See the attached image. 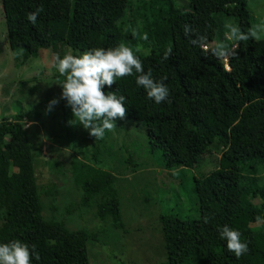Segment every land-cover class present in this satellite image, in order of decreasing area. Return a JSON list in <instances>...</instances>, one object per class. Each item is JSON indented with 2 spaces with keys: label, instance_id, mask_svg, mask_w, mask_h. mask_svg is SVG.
I'll return each mask as SVG.
<instances>
[{
  "label": "trees",
  "instance_id": "1",
  "mask_svg": "<svg viewBox=\"0 0 264 264\" xmlns=\"http://www.w3.org/2000/svg\"><path fill=\"white\" fill-rule=\"evenodd\" d=\"M186 1L187 9L180 11L172 0H146L141 12L136 9L133 14L130 0H0V6L16 62L35 58L39 50L62 57L65 49L75 55L125 43L142 60L145 72L152 70L156 79L167 76L170 96L159 104L137 86L135 74L104 88L105 93L117 91L127 98L124 120L142 127L156 168L190 169L210 146L221 148L216 169L201 179L192 178L185 194L197 216L182 217L171 210L159 216L164 264H191L192 259L201 264H264V223L256 230L247 227L258 216L264 219V186L255 179L257 167L264 164V38L240 42L238 55L223 64L191 41L205 33L209 44L223 40L225 18L247 31L251 18L246 0ZM37 8L43 11L32 24L27 14ZM125 15L131 17V29L138 15L140 30L123 32ZM186 25L191 29L188 35ZM168 48L171 56L161 62ZM55 78L58 83L64 79L59 73ZM58 91L60 97V87ZM60 110L66 135L72 137L80 127L98 164V139L73 118L66 101L60 100ZM15 117L0 122V243L19 239L34 244L40 260L33 257L32 264H88L86 242L92 235L67 231L41 217L31 146L21 115ZM75 174L81 204L102 193L96 216L109 217L111 225L121 229L119 201L111 190L114 177L85 163L76 165ZM181 188L180 181L179 192ZM251 198L259 199L260 207ZM171 199L175 206L182 203L178 193ZM205 216L210 217L208 223ZM225 225L238 230L248 244L249 251L239 258L220 236Z\"/></svg>",
  "mask_w": 264,
  "mask_h": 264
},
{
  "label": "rangeland",
  "instance_id": "2",
  "mask_svg": "<svg viewBox=\"0 0 264 264\" xmlns=\"http://www.w3.org/2000/svg\"><path fill=\"white\" fill-rule=\"evenodd\" d=\"M145 1L130 0L131 13L143 9ZM172 1L178 10L187 9L186 0ZM246 7L251 27L264 20V0H246ZM137 16L135 29H131V17L125 15L121 30L132 34L140 30ZM224 21L236 25L233 19ZM212 46L214 43L209 44ZM138 49L142 54L147 53L141 47ZM69 51L65 49V54ZM58 73L49 49L39 50L35 58L24 63L13 60L0 6V122L13 120L17 115L22 117L20 124L31 146L42 219L60 223L67 231L84 230L92 235L86 242L88 264H164L159 216L171 210L182 217H195V206L185 194L192 178L201 179L216 169L221 148L210 146L209 152L200 156L190 169L156 168L147 151L142 127L120 120L116 121L114 130L95 142L98 152L94 159L98 164H94L93 148L83 140L81 128L72 137L66 135L60 100L51 111H46L50 100L59 99V83L55 78ZM79 163L114 177L111 190L119 201L121 229H115L109 217L96 216V204L102 193L92 197L87 205L81 204L82 193L75 174ZM255 179L259 187L264 186V164L257 167ZM176 193L182 203L175 206L171 198ZM250 200L260 207L259 199ZM263 223L264 219L247 227L256 230ZM191 264L201 263L192 259Z\"/></svg>",
  "mask_w": 264,
  "mask_h": 264
},
{
  "label": "clouds",
  "instance_id": "3",
  "mask_svg": "<svg viewBox=\"0 0 264 264\" xmlns=\"http://www.w3.org/2000/svg\"><path fill=\"white\" fill-rule=\"evenodd\" d=\"M42 11V8H37L28 13L27 20L35 24ZM225 28L224 39L216 42L211 49L206 33L197 34V38L191 42L205 52L210 50L214 57L227 63L238 55L240 42L250 39L259 41L264 38V20L247 31L232 23H226ZM190 31V27L186 25L185 34L188 35ZM143 39H148L147 34H144ZM229 41L234 43L230 44ZM171 53V48L165 50L161 62L167 61ZM54 65L64 79L58 84L61 88L59 99L50 100L46 111H51L59 100L66 101L73 118L78 120L79 125L95 140L103 139L106 131L114 130L117 127L116 121L124 120L128 112L125 106L127 98L117 95V91L105 93V86L111 88L118 79L135 74L137 86L145 90L148 99L159 104L170 96V89L165 83L167 76L156 79L152 70L145 72L142 60L125 43L109 48L94 47L75 55L69 51L62 57L57 53L54 56ZM209 219L210 217L205 216L204 222L208 223ZM261 220L259 216L256 218L257 223ZM241 235L238 230L227 225L220 229V236L226 241L227 250L237 258L249 251L248 244L242 241ZM33 257L37 261L40 260V254L34 244L29 245L19 239L0 243V264H32Z\"/></svg>",
  "mask_w": 264,
  "mask_h": 264
}]
</instances>
